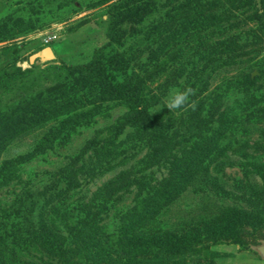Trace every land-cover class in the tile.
<instances>
[{
  "label": "trees",
  "instance_id": "trees-1",
  "mask_svg": "<svg viewBox=\"0 0 264 264\" xmlns=\"http://www.w3.org/2000/svg\"><path fill=\"white\" fill-rule=\"evenodd\" d=\"M219 1H212L209 6H200L193 13V16H199L185 19L180 24L179 33L174 28L164 34L167 22L159 20L123 52H109L107 49L112 44L123 45L128 37L138 33V25L152 13L154 5V0H114L108 10L106 32L109 40L94 49L91 59L80 63L68 64L62 60L59 64L54 63L40 70L39 77H42L39 82L34 77L29 79V75L35 73L32 68L21 69L13 65L9 69L0 63V96L1 93L9 92L18 98L10 108L0 109V156L14 139L49 121H57L58 124L51 127L39 142V150H46L63 130L90 121L107 104L128 106L127 111L108 126V135L89 138L81 151L59 169L58 174L66 180V188L57 195L64 196L70 189L80 185L79 173L86 169L84 159L88 152L93 151L96 155V163L91 171L102 167L114 168L115 165L110 163L113 157L127 149L121 147L126 140L118 141L127 128H130L127 139L131 142L145 141L149 146L141 158L143 164L165 169V175L155 182L144 179L139 182L134 204L119 214V237L116 241L111 240L112 234L104 232L99 226L100 209L95 212L89 208L84 220L79 223L75 220L77 212L80 209L85 212L83 206L90 207L88 204L91 203L78 201L65 211H62L64 208L61 206L51 205L60 218L66 216L69 221L66 222L71 226H68L72 238L69 242L65 235L48 225L43 210L39 211L38 225H33L34 216L29 215L25 221L32 222V228L28 229L26 235L30 241L38 239L50 256L55 257L56 260L48 264H170L202 251L209 253L208 241L218 237L231 238L244 244L243 233L247 226L255 233L259 231L264 238V161L249 153L245 138L236 136V133L243 134L246 127L240 123L243 113L250 107L258 106L264 98L262 96L257 99L253 91L264 74V66H258L256 74L252 71L241 72L231 81L234 86L242 87L245 99L221 109L217 103L223 96L222 91L221 94L217 93V100L212 102L205 115L202 114L205 101L195 98L196 94L192 97L196 109H190L187 116L177 119L171 114L166 115V112H170L166 107L155 108L156 95L145 93L149 82L162 74L168 75L170 64L181 55V50L173 51V47L170 48L173 37L181 38L191 28L196 33L204 31L205 36H201L203 40L200 42L203 48L213 34L218 35L217 42L207 50L201 46L190 49L192 55L199 54L200 60L205 62L195 70L197 81L191 88L200 85L195 90L197 93L203 90L211 74L223 68L244 64L249 43L239 40L240 32L236 35L229 33L236 24L231 20L234 15L229 10L219 13L211 9L212 6H218ZM243 1L241 7L246 8L243 11L250 9L246 18L256 22L255 26L246 31L253 35L256 43L263 41L264 2L262 0L259 7L257 0ZM242 22L246 24L244 20ZM7 24L4 22L2 26ZM17 24H11L2 31L13 32L17 27H25L22 22ZM36 26L31 21L28 29ZM154 43H157L156 48H149ZM147 49V60L139 62V66L134 68L138 54ZM168 56L170 59H167ZM221 87L222 84H219L217 89ZM245 116V119L255 116L259 121L262 120L264 105L249 111ZM30 156L32 153L23 157ZM122 161L127 162L126 158ZM227 161L244 165L247 175L257 174L261 177V181H248L247 186L241 190L240 198L245 201V205H223L207 218L178 225L165 226L158 223L161 214L196 178L207 173L211 163L215 162L217 167L222 168ZM10 168L9 163H0V177L5 176ZM105 186L109 187L107 189L113 195L111 183ZM220 187L226 192L224 186ZM101 190L99 188L92 199L96 200L100 194L102 196ZM52 201L53 198L48 201V205ZM99 205L104 210L107 199L104 198ZM35 209L32 205L28 214ZM0 239V243H3V237ZM113 254H117L116 259Z\"/></svg>",
  "mask_w": 264,
  "mask_h": 264
},
{
  "label": "rangeland",
  "instance_id": "rangeland-1",
  "mask_svg": "<svg viewBox=\"0 0 264 264\" xmlns=\"http://www.w3.org/2000/svg\"><path fill=\"white\" fill-rule=\"evenodd\" d=\"M113 1L0 0L1 66H6L9 69L13 65L21 69L32 68L35 73L29 75V79L34 77L39 82L42 77H39L40 70L54 63L59 64L61 60L68 64L80 63L91 59L94 49L109 40L106 32L107 18L109 6ZM212 1L218 0H154L153 11L138 25V33L128 37L127 42L123 45L112 44L107 51L123 52L134 40L142 38L150 26L155 25L154 23L159 20L162 23L167 22L164 34L169 33L172 29H176V33H179L180 24L185 19L193 18L195 16L193 13L200 6H209ZM243 2V0H220L218 6L211 8L219 13L229 10L234 15L231 20L236 22L229 33L236 35L240 32L239 40L249 43V45L243 65L223 68L211 74L207 84L202 87L203 90L199 93L196 91L200 85L194 87L195 98L205 101L203 115L213 104L212 102L217 100L215 96L221 94L222 91L223 96L217 103L221 109L235 104L237 100L245 99V93L241 91L242 87L234 86L231 81L241 72L252 71L253 74H256L258 66L261 64L264 66V40L256 43L253 35L246 31L247 28L255 26L256 22L246 18L250 9L243 11L246 9L241 7ZM197 16L199 15L197 14L195 17ZM243 20L246 24H243ZM31 21H34L37 26L28 29ZM4 22L8 24L2 26ZM21 22L25 24L23 29L17 27L13 32L2 31L3 28H7L11 24L18 23L17 25H19ZM189 30L183 37L178 39L173 37L174 39H172L170 48L173 47V51L181 50L182 53L172 62V65L170 64L169 74H162L154 81H150L146 88V94L156 95L155 108L163 105L164 98L170 89L192 87L196 83L195 70L202 67L205 62L200 60L199 54L192 55L191 47L201 46L202 49L207 50L217 42L218 35L213 34L207 40L208 42L204 43L206 46L203 48L200 42L203 40L201 36H205L204 31L196 33L193 28ZM54 34L57 36L56 38L45 42L46 37ZM47 46L51 47L54 57L41 58L31 63L30 56L42 51ZM156 46L157 43H154L149 48L155 49ZM249 50L254 53H250ZM148 54V49L139 53V58L134 61L133 67L137 68L139 62L147 60ZM168 58L170 59V56ZM28 80L26 81L29 82ZM219 84H222V87L217 89ZM16 87L14 86V88ZM17 88L19 89L20 86ZM253 91L257 99L264 96V74ZM10 96L9 92L1 93V110L10 108L9 106L13 104L14 100H18L16 96ZM192 97L190 100L195 101ZM263 105L264 98L258 106L250 107L243 113L240 123L246 126L244 130L241 129L244 133H236L237 138H245L248 141L245 145L249 153L259 157L262 161H264V117L259 121V118L255 116L245 119V115ZM127 109L128 106L125 104H107L106 108L97 113L90 121L63 130L46 150H39L38 144L48 130L58 124L57 121H49L29 130L14 139L5 148L0 156V163H9L11 168L5 176L0 177V238L4 239V242L0 243V264H48L47 262L56 260L41 246L38 239H35L34 242L30 241L26 234L28 229L31 230L32 222L25 221L29 215L30 217L34 216L33 225H38L39 211L43 210L48 225L65 235L66 241L69 242L72 240L71 233L68 231L69 225L66 223L69 221L66 216L60 218L56 214L57 210L51 206L54 204L63 207L64 209L61 210L65 211L66 208L76 205L78 201L91 203L88 204L90 207L83 206L85 212L82 209L77 212L75 220L78 223L84 220L89 208L94 209L95 212L100 209L99 226L104 232L112 234L111 240L116 241L119 237V214L134 204L139 182L144 179L153 183L165 175L164 167L143 164L141 158L149 149L147 143L145 141L131 142L130 139H127L128 133H130V128H127L118 139V141L126 140L121 147L127 149L113 157L110 163L115 167L111 169L102 167L91 171L96 163V155L93 151L88 152L84 159L86 169L79 173L80 185L70 189L64 196L57 195L58 192L61 193V190L66 188V180L58 174V171L70 161L72 156H76L81 151L89 138L93 136L101 138L108 135V126ZM189 110L190 108L170 111L166 112V115L171 114L178 119L187 116ZM177 122L178 120L176 124ZM28 153H32V156L24 158L23 156ZM125 158L126 163L122 161ZM122 171H126V173L123 174ZM251 180L261 181V177L257 174L247 175L245 166L238 162L227 161L222 168L217 167L213 162L209 165L207 173L196 178V181L188 186L180 197L161 214L158 223L165 226L178 225L191 220L207 218L223 205H245V201L240 198V193ZM109 182L113 195L109 193L110 190L107 189L109 187L105 186ZM220 185L225 187L227 193L222 191ZM99 188L102 189V196L107 199V207L104 210H101L99 205L104 199L101 194L96 200L92 199L94 193L99 192ZM52 198V203L48 205V201ZM32 205L36 209L28 214ZM243 238L244 244L231 238L218 237L208 241L209 253L202 251L170 264H264V257L257 250V246L264 240L259 231L255 233L250 226H247ZM113 257L116 259L117 254H113ZM109 262L114 263L115 261L110 260Z\"/></svg>",
  "mask_w": 264,
  "mask_h": 264
},
{
  "label": "clouds",
  "instance_id": "clouds-1",
  "mask_svg": "<svg viewBox=\"0 0 264 264\" xmlns=\"http://www.w3.org/2000/svg\"><path fill=\"white\" fill-rule=\"evenodd\" d=\"M193 95H195V90L191 87H174L169 90L160 109L166 107L169 111H179L190 108L194 111L196 109V102L190 100V97Z\"/></svg>",
  "mask_w": 264,
  "mask_h": 264
},
{
  "label": "water",
  "instance_id": "water-1",
  "mask_svg": "<svg viewBox=\"0 0 264 264\" xmlns=\"http://www.w3.org/2000/svg\"><path fill=\"white\" fill-rule=\"evenodd\" d=\"M257 4L260 7L262 4V0H257ZM54 57L53 51L51 47L47 46L42 49L40 52H36L30 56V62L34 63L35 61L41 59V58H51ZM257 250L260 252V254L264 257V240H262L261 244L257 246Z\"/></svg>",
  "mask_w": 264,
  "mask_h": 264
},
{
  "label": "built area",
  "instance_id": "built-area-1",
  "mask_svg": "<svg viewBox=\"0 0 264 264\" xmlns=\"http://www.w3.org/2000/svg\"><path fill=\"white\" fill-rule=\"evenodd\" d=\"M57 36L54 34L53 36H49L45 38V42H49L50 40L56 38Z\"/></svg>",
  "mask_w": 264,
  "mask_h": 264
}]
</instances>
